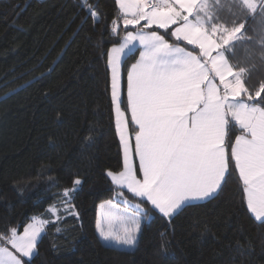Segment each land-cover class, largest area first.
I'll list each match as a JSON object with an SVG mask.
<instances>
[{
	"label": "snow or ice",
	"instance_id": "snow-or-ice-1",
	"mask_svg": "<svg viewBox=\"0 0 264 264\" xmlns=\"http://www.w3.org/2000/svg\"><path fill=\"white\" fill-rule=\"evenodd\" d=\"M113 2L109 31L116 39L102 55L121 163L104 171L114 197L99 205V238L138 253L150 213L174 225L187 208L219 200L230 181L239 191L235 211L264 227V77L249 83L264 72V32L250 35L248 27L253 16L264 23V0ZM79 7L82 23L100 27L96 0H79ZM134 42L139 56L127 64ZM69 181L57 194L59 206L49 209L51 220L22 232L4 223L0 264H31L44 225L60 220V208L81 219L75 200L85 179L76 173ZM160 240L162 256L171 241L167 232Z\"/></svg>",
	"mask_w": 264,
	"mask_h": 264
},
{
	"label": "trees",
	"instance_id": "trees-1",
	"mask_svg": "<svg viewBox=\"0 0 264 264\" xmlns=\"http://www.w3.org/2000/svg\"><path fill=\"white\" fill-rule=\"evenodd\" d=\"M96 2L100 27L81 22L79 0H0V229L6 221L22 232L35 217L51 220L57 194L78 173L85 179L75 200L81 219L60 208L31 264H264V227L235 211L239 191L231 181L219 200L187 208L174 225L152 214L138 253L99 238V205L114 197L104 171L117 169L121 155L102 55L116 39L109 30L118 9L113 0ZM248 27L250 35L264 32L259 16ZM138 56L132 52L127 64ZM262 77L254 73L250 85ZM161 232L171 241L162 256Z\"/></svg>",
	"mask_w": 264,
	"mask_h": 264
},
{
	"label": "rangeland",
	"instance_id": "rangeland-1",
	"mask_svg": "<svg viewBox=\"0 0 264 264\" xmlns=\"http://www.w3.org/2000/svg\"><path fill=\"white\" fill-rule=\"evenodd\" d=\"M135 30H139L138 28L137 29H135ZM134 45H135V47H134V50H133V52L134 51H136V50H139L140 49V45L138 44V42H134ZM126 59V58H125ZM129 118H130V114H129ZM113 202L114 203H117V207L120 209V211H124V210H128V211H132V209H130L129 207H128V205H126V204H123V202H117L116 200H113ZM99 211H102L100 208H99ZM150 216L152 215L151 213L149 214ZM36 219H41V218H37V217H35ZM145 221H147V218H145L144 219V221H143V223L145 222ZM106 245H115L113 242H111V241H109V242H105V241H103ZM116 246V245H115ZM117 247H120V248H123L122 246H117Z\"/></svg>",
	"mask_w": 264,
	"mask_h": 264
},
{
	"label": "crops",
	"instance_id": "crops-1",
	"mask_svg": "<svg viewBox=\"0 0 264 264\" xmlns=\"http://www.w3.org/2000/svg\"><path fill=\"white\" fill-rule=\"evenodd\" d=\"M198 203V202H197ZM41 219H36V218H34L30 223H33V222H38V221H40ZM45 226V225H44ZM42 234H43V231H42V233H41V236L39 237V241H40V239H41V237H42Z\"/></svg>",
	"mask_w": 264,
	"mask_h": 264
},
{
	"label": "built area",
	"instance_id": "built-area-1",
	"mask_svg": "<svg viewBox=\"0 0 264 264\" xmlns=\"http://www.w3.org/2000/svg\"><path fill=\"white\" fill-rule=\"evenodd\" d=\"M37 1L43 2V1H45V0H37Z\"/></svg>",
	"mask_w": 264,
	"mask_h": 264
}]
</instances>
